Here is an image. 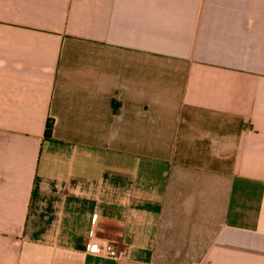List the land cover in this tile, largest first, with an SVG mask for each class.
Listing matches in <instances>:
<instances>
[{"label": "crops", "instance_id": "crops-1", "mask_svg": "<svg viewBox=\"0 0 264 264\" xmlns=\"http://www.w3.org/2000/svg\"><path fill=\"white\" fill-rule=\"evenodd\" d=\"M0 264H264V0H0Z\"/></svg>", "mask_w": 264, "mask_h": 264}, {"label": "built area", "instance_id": "built-area-1", "mask_svg": "<svg viewBox=\"0 0 264 264\" xmlns=\"http://www.w3.org/2000/svg\"><path fill=\"white\" fill-rule=\"evenodd\" d=\"M96 216H94L93 221H95ZM85 251L93 253L96 255L106 256V257H117V253L114 248L103 242H96V240L90 239L85 245Z\"/></svg>", "mask_w": 264, "mask_h": 264}, {"label": "trees", "instance_id": "trees-1", "mask_svg": "<svg viewBox=\"0 0 264 264\" xmlns=\"http://www.w3.org/2000/svg\"><path fill=\"white\" fill-rule=\"evenodd\" d=\"M51 129H52V121L48 120V123L46 125V131H45V136L50 137L51 136Z\"/></svg>", "mask_w": 264, "mask_h": 264}]
</instances>
